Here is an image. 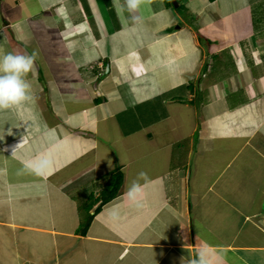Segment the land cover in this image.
Segmentation results:
<instances>
[{"label":"crops","instance_id":"1","mask_svg":"<svg viewBox=\"0 0 264 264\" xmlns=\"http://www.w3.org/2000/svg\"><path fill=\"white\" fill-rule=\"evenodd\" d=\"M123 2L0 0V55L38 58L0 113V264H264V0Z\"/></svg>","mask_w":264,"mask_h":264},{"label":"clouds","instance_id":"2","mask_svg":"<svg viewBox=\"0 0 264 264\" xmlns=\"http://www.w3.org/2000/svg\"><path fill=\"white\" fill-rule=\"evenodd\" d=\"M145 0H124L123 4L117 9L118 14L127 11L130 15L136 13ZM132 19H137L132 16ZM36 61V54H17L8 52L0 55V113L19 109L26 103L33 101L31 93V84L27 81L26 76L30 73ZM13 150V155L16 149ZM52 164V161L45 156H38L33 160L25 162L22 171L41 175ZM146 177V173L141 171L138 178L131 182L127 195L133 203L141 192L140 178ZM114 216L116 214H113ZM194 264H208L207 260L201 254L200 259Z\"/></svg>","mask_w":264,"mask_h":264},{"label":"trees","instance_id":"3","mask_svg":"<svg viewBox=\"0 0 264 264\" xmlns=\"http://www.w3.org/2000/svg\"><path fill=\"white\" fill-rule=\"evenodd\" d=\"M121 181H122V173L120 172L119 169L110 173L107 183L104 186L101 192L100 198H99L101 204L115 198L119 194V188L121 185ZM97 210L98 208L96 209V211ZM91 219H92V215H90L86 219V221L83 222V224L81 225V228L83 229L86 228Z\"/></svg>","mask_w":264,"mask_h":264},{"label":"rangeland","instance_id":"4","mask_svg":"<svg viewBox=\"0 0 264 264\" xmlns=\"http://www.w3.org/2000/svg\"><path fill=\"white\" fill-rule=\"evenodd\" d=\"M27 2V5L25 6L23 4V6L25 7H22V12L21 14H24V11L26 10V7L29 8V5H30V8L35 6L36 4V0H25ZM5 50H4V54L8 53V52H13L15 53L14 51H12V49L10 47H8L7 45L4 46ZM38 60V58H36V61ZM44 63V61H43ZM94 83V82H93ZM93 83L90 85L91 87H93ZM31 103H33L32 101H30ZM29 103V102H28ZM19 111L21 114H25L23 116H26L27 114H30V109L28 110L25 106L19 108ZM35 112H33L34 114ZM32 115V114H31Z\"/></svg>","mask_w":264,"mask_h":264},{"label":"water","instance_id":"5","mask_svg":"<svg viewBox=\"0 0 264 264\" xmlns=\"http://www.w3.org/2000/svg\"><path fill=\"white\" fill-rule=\"evenodd\" d=\"M176 4H175V0H174V6H175Z\"/></svg>","mask_w":264,"mask_h":264}]
</instances>
